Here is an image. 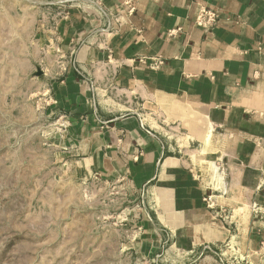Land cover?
Returning a JSON list of instances; mask_svg holds the SVG:
<instances>
[{
    "label": "crops",
    "instance_id": "1",
    "mask_svg": "<svg viewBox=\"0 0 264 264\" xmlns=\"http://www.w3.org/2000/svg\"><path fill=\"white\" fill-rule=\"evenodd\" d=\"M44 42L31 78L139 246L264 264V0H79Z\"/></svg>",
    "mask_w": 264,
    "mask_h": 264
},
{
    "label": "rangeland",
    "instance_id": "2",
    "mask_svg": "<svg viewBox=\"0 0 264 264\" xmlns=\"http://www.w3.org/2000/svg\"><path fill=\"white\" fill-rule=\"evenodd\" d=\"M78 1L0 0V264H196L203 256L139 246L134 197L79 170L31 78L44 37Z\"/></svg>",
    "mask_w": 264,
    "mask_h": 264
},
{
    "label": "built area",
    "instance_id": "3",
    "mask_svg": "<svg viewBox=\"0 0 264 264\" xmlns=\"http://www.w3.org/2000/svg\"><path fill=\"white\" fill-rule=\"evenodd\" d=\"M207 16H208V20L210 21H215L217 14L216 13H211L210 11L206 12Z\"/></svg>",
    "mask_w": 264,
    "mask_h": 264
},
{
    "label": "water",
    "instance_id": "4",
    "mask_svg": "<svg viewBox=\"0 0 264 264\" xmlns=\"http://www.w3.org/2000/svg\"><path fill=\"white\" fill-rule=\"evenodd\" d=\"M42 74V69L40 67L37 68L36 75H41Z\"/></svg>",
    "mask_w": 264,
    "mask_h": 264
},
{
    "label": "bare ground",
    "instance_id": "5",
    "mask_svg": "<svg viewBox=\"0 0 264 264\" xmlns=\"http://www.w3.org/2000/svg\"><path fill=\"white\" fill-rule=\"evenodd\" d=\"M203 159V158H202ZM213 166H211V168H212ZM213 169V168H212Z\"/></svg>",
    "mask_w": 264,
    "mask_h": 264
}]
</instances>
